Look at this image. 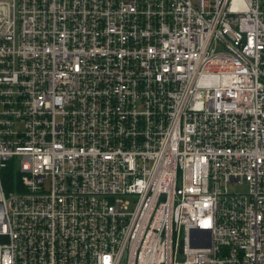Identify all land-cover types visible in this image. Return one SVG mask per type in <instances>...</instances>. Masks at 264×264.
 <instances>
[{"label": "built area", "instance_id": "2783aa9c", "mask_svg": "<svg viewBox=\"0 0 264 264\" xmlns=\"http://www.w3.org/2000/svg\"><path fill=\"white\" fill-rule=\"evenodd\" d=\"M0 23V264H264V0Z\"/></svg>", "mask_w": 264, "mask_h": 264}, {"label": "rangeland", "instance_id": "374dc122", "mask_svg": "<svg viewBox=\"0 0 264 264\" xmlns=\"http://www.w3.org/2000/svg\"><path fill=\"white\" fill-rule=\"evenodd\" d=\"M1 23H0V27H1ZM230 188L232 190V192H239V193H246L247 192V185L244 186H240V185H235V184H231Z\"/></svg>", "mask_w": 264, "mask_h": 264}, {"label": "trees", "instance_id": "16d2710c", "mask_svg": "<svg viewBox=\"0 0 264 264\" xmlns=\"http://www.w3.org/2000/svg\"><path fill=\"white\" fill-rule=\"evenodd\" d=\"M4 176L6 178L4 180V185H5L6 188H9V183L11 182L12 176H13V170H12V168H9L7 170V173L4 174Z\"/></svg>", "mask_w": 264, "mask_h": 264}]
</instances>
